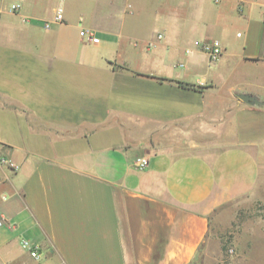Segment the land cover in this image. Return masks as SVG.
<instances>
[{
  "label": "crops",
  "instance_id": "crops-1",
  "mask_svg": "<svg viewBox=\"0 0 264 264\" xmlns=\"http://www.w3.org/2000/svg\"><path fill=\"white\" fill-rule=\"evenodd\" d=\"M17 1L0 0V264H191L211 214L264 182V0Z\"/></svg>",
  "mask_w": 264,
  "mask_h": 264
},
{
  "label": "rangeland",
  "instance_id": "rangeland-1",
  "mask_svg": "<svg viewBox=\"0 0 264 264\" xmlns=\"http://www.w3.org/2000/svg\"><path fill=\"white\" fill-rule=\"evenodd\" d=\"M132 60L143 66L141 58ZM223 79L218 75L217 80ZM258 191L256 197H239L211 214L206 241L191 264H264V182Z\"/></svg>",
  "mask_w": 264,
  "mask_h": 264
},
{
  "label": "built area",
  "instance_id": "built-area-1",
  "mask_svg": "<svg viewBox=\"0 0 264 264\" xmlns=\"http://www.w3.org/2000/svg\"><path fill=\"white\" fill-rule=\"evenodd\" d=\"M20 1L13 2L10 4L9 9L13 12L17 11L20 7ZM63 10L61 8H57L53 17V22L62 23L63 22ZM263 22H264V9H263ZM43 27L45 29L50 27L49 22H45ZM79 36L85 39L87 42L96 43L99 39L95 36V32L88 27H81L79 29ZM160 37V35H158ZM201 50L206 54L208 61L214 62L218 60L222 54V47L218 40H211L208 42H204L201 45ZM182 65V64H181ZM0 163H8L9 162L5 158H0ZM134 166L138 169H143L148 164V159L145 156H137L134 158ZM14 166L13 164H10ZM0 224L2 221L0 219ZM23 247H25L32 258H38L39 256V248L37 246L30 245L27 241H22Z\"/></svg>",
  "mask_w": 264,
  "mask_h": 264
},
{
  "label": "water",
  "instance_id": "water-1",
  "mask_svg": "<svg viewBox=\"0 0 264 264\" xmlns=\"http://www.w3.org/2000/svg\"><path fill=\"white\" fill-rule=\"evenodd\" d=\"M240 98H242V99L245 100V101L252 100V97L247 96V95H240Z\"/></svg>",
  "mask_w": 264,
  "mask_h": 264
},
{
  "label": "trees",
  "instance_id": "trees-1",
  "mask_svg": "<svg viewBox=\"0 0 264 264\" xmlns=\"http://www.w3.org/2000/svg\"><path fill=\"white\" fill-rule=\"evenodd\" d=\"M159 80H168L167 78L165 77H158ZM179 85H182V86H186L185 83H182V82H179Z\"/></svg>",
  "mask_w": 264,
  "mask_h": 264
}]
</instances>
